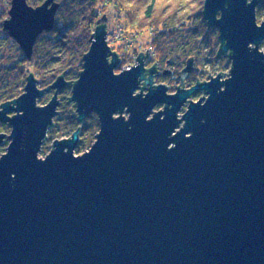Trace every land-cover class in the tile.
Listing matches in <instances>:
<instances>
[{
	"label": "water",
	"instance_id": "95a60500",
	"mask_svg": "<svg viewBox=\"0 0 264 264\" xmlns=\"http://www.w3.org/2000/svg\"><path fill=\"white\" fill-rule=\"evenodd\" d=\"M50 2L32 10L15 0L6 22L29 59L39 33L55 24ZM261 2L264 9V0H208L203 13L209 27L219 29L218 55L233 50L232 78L223 82V92L217 77L168 93L175 96L163 83L146 98L132 96L137 76L147 71L143 57L138 69L112 74L119 62H106L103 14L69 98L79 122L93 110L102 118L97 143L77 154L82 157L72 155L78 127L71 137L54 140L57 150L46 162L36 159L67 81L61 75L40 89L28 76L25 91L0 109V120L14 126V142L0 160V264H264V55L248 48L264 39V15L257 19ZM192 67L191 58L183 76ZM50 89L56 90L52 98L37 108L35 99ZM203 90L211 95L201 106L205 94L191 97ZM189 95L194 103L187 125L171 137ZM164 102L173 105L166 118L158 113L146 121ZM125 105L131 119H113ZM20 110L24 114L16 116ZM172 142L177 147L169 150Z\"/></svg>",
	"mask_w": 264,
	"mask_h": 264
},
{
	"label": "trees",
	"instance_id": "16d2710c",
	"mask_svg": "<svg viewBox=\"0 0 264 264\" xmlns=\"http://www.w3.org/2000/svg\"><path fill=\"white\" fill-rule=\"evenodd\" d=\"M43 1L44 0H37L36 5L41 4ZM143 3L144 5L139 9V11H142L141 14L137 12L141 15V18L137 20L135 17V19L132 20L129 31H131L132 28L142 29L145 26H150L153 12L157 4L165 5L161 10L162 14H167V17L172 18L169 20V27L161 31V37L165 40L170 39L172 42L161 56L163 61H175V58L180 56V52L186 56L184 57V60H186L189 56L193 55L191 53H193L194 48L199 49L200 45L205 42L210 45V53H213L216 59L227 61L224 54L218 55L220 48V32L217 27H209L206 24L207 20L204 17L203 4L200 0H143ZM173 4L183 5V7L178 10L181 17L179 21L175 19L177 9L172 8ZM257 9L263 10L262 2ZM59 14L66 25H58L55 22L50 30L59 29V32L42 33L38 37L31 61L21 57L18 60V62H21L20 64H11L7 66L9 67V71L1 70L2 74L12 73V76H10L11 87L3 92L7 93V97L3 100L14 97L12 92H10L12 90L16 89V93H21L23 91L19 90V88L24 85L28 70H32V72L35 73L42 87L48 86L62 74H64L67 80H72V83L78 79L79 72L83 68L84 54L90 48L92 34L94 33L98 19L101 17V13H98L91 4L86 2V0H71L70 5H66L64 8L59 9ZM183 17L188 18L187 22L189 27L180 30L176 27V24L181 23ZM178 38H180V42H176ZM179 47V52H177L176 49ZM178 59L180 60L181 58ZM178 59L176 61H178ZM228 62L231 63L229 56ZM70 91L71 85L69 84L60 92V97L64 101L62 104H65ZM68 118H70V116ZM96 123L93 117L86 118L82 123H79L74 118L72 121H69L67 126L65 124V127L72 126V130H70L72 132L76 128L82 127L84 132L87 131V133H90ZM57 124L58 123H55L49 128L50 133L53 132L54 129L59 128V124Z\"/></svg>",
	"mask_w": 264,
	"mask_h": 264
},
{
	"label": "clouds",
	"instance_id": "9594fccd",
	"mask_svg": "<svg viewBox=\"0 0 264 264\" xmlns=\"http://www.w3.org/2000/svg\"><path fill=\"white\" fill-rule=\"evenodd\" d=\"M37 0H24V3L26 6L32 10H38L36 5ZM87 3L91 4L94 9L98 11V13H103L106 15L107 19L106 21H103L102 24L104 30V44L106 45L107 52H106V62L109 66H112L116 64L118 61V66L112 67V74L116 77L121 76V74L127 72H131L133 69H138L141 66V61L139 58L143 57L145 59V62H147L148 57H152L155 59L157 65L159 66L161 62V56L164 53V51L171 45V40H165L161 37V31L162 29H165L169 27V20L172 19L171 17H167V14H162L161 10L165 7V5L157 4L155 6V11L153 12L152 16V22L150 23V26H145L144 28H132L131 31H129V27L132 24V20L135 19L137 11L141 8V4L137 2V0H86ZM200 2L204 5V10L206 8L208 0H200ZM54 6H56V10L53 15L54 21L58 25H66L63 18L59 14V9L64 8L66 5L71 4V0H51V2ZM247 5H251V0H246ZM52 6L51 8L47 7L46 10H52L54 8ZM228 5H226L227 7ZM15 7V0H0V32H2L6 28V22L10 23L13 19V9ZM183 5H177L173 4L172 8L177 9V15L175 16L176 20H181V17L179 15V8H182ZM10 13V15H9ZM222 14L223 11H218L217 13V19L218 16ZM188 18L183 17L182 22L176 24V27L180 30L187 29L189 27V24L187 22ZM206 23V22H205ZM208 25V23H206ZM209 26V25H208ZM100 28V29H101ZM10 30L7 29V33ZM59 32V29L56 30H44L39 33L38 37L42 33H55ZM6 33V34H7ZM13 36V35H12ZM14 37V36H13ZM15 38V37H14ZM38 39V38H37ZM36 39V40H37ZM99 39V33L98 35L93 39V43L96 44ZM15 42L19 45L22 52H24V49L22 47V44L19 40L15 38ZM227 43V41H226ZM110 46H113L115 50H118V58L113 59L112 58V51L110 50ZM248 48L253 51H257L259 54L264 55V39L257 41H251L248 44ZM233 53L232 49L228 50V56H231ZM228 56H225L227 58V66L226 71L223 72V74L217 75L216 73H211V80L216 79L217 77H220L222 83L227 82L232 78V71L234 68V61L232 63L228 62ZM137 80L139 83V86L132 92V96H142L143 98H146L152 89L157 88L156 84L151 82L149 84V79L146 78V74L143 68V72L137 76ZM209 82V83H210ZM227 88V84L223 83V86L218 89V92H223ZM205 95L204 99L202 100L203 104H206L208 99L210 98V93L207 90H203ZM168 96H175V95H169L168 91L166 93ZM194 102L190 101V95L186 98L185 102L182 104L180 109L176 113V118L179 121L178 126L175 127V129L171 132V137L177 136L178 133H180L187 125V120H185L186 114L190 111V107ZM35 106L37 108H44L42 107L38 101L37 98L35 99ZM14 108L17 107V105L13 106ZM173 105L164 102L155 105L151 113L147 115L146 121L151 122L158 113H165L164 115L160 116L161 120H164L166 118V109L172 108ZM18 115H23V110H20ZM15 116V117H16ZM132 113L129 111V106L125 105L123 108V111H116L112 114L113 119H119L123 118L125 122H128L131 119ZM54 117V116H53ZM52 117V120H53ZM89 117H93L95 121L99 124V128L101 129L98 134L97 138L93 141L92 146L90 147L89 152H91L93 146L97 143L98 135L102 132V124H101V115L99 112L93 110L91 112V115ZM87 117V119L89 118ZM5 123V122H4ZM10 124V123H5ZM11 125V124H10ZM14 129V126L11 125ZM49 128L50 125L46 128L45 134L42 137V141L39 145V149L36 152V159L41 162H46L48 158L52 155L53 152L57 150V142H53L51 145H49ZM13 132L9 136H3L4 141L7 140L9 147L6 150H0V160H3L5 156L9 154L10 146L13 144V139L10 137H13ZM193 135L192 132H187L186 137H191ZM72 139L66 140L71 141ZM5 143V142H4ZM2 143V144H4ZM0 144V145H2ZM168 149L172 150L177 147L175 142L168 144ZM76 148L72 149V155L73 157H82L83 155H76ZM65 153L69 151L68 147H65L63 149ZM16 174L12 173V177L15 178Z\"/></svg>",
	"mask_w": 264,
	"mask_h": 264
},
{
	"label": "rangeland",
	"instance_id": "374dc122",
	"mask_svg": "<svg viewBox=\"0 0 264 264\" xmlns=\"http://www.w3.org/2000/svg\"><path fill=\"white\" fill-rule=\"evenodd\" d=\"M138 3L142 5H144L143 0H137ZM144 8V7H143ZM204 8V5H203ZM141 14L142 11H137ZM139 13H136V18L137 20H139V18H141V15ZM264 15V9L263 10H259L257 9V19L260 22L263 18ZM103 13H101V17L102 18ZM140 16V17H139ZM130 30V28H129ZM95 31V30H94ZM0 36H2V33L0 32ZM176 41V40H175ZM176 42H180V38H178V40ZM6 42H1L0 41V71L6 70L9 71L7 66L11 65V64H15V62L18 60V58L22 55V53L19 50H15L11 47L8 46V44L6 45ZM183 45V44H182ZM111 50L118 52V50H115L113 46H110ZM179 49H176L177 52H179ZM211 47L210 45L205 42L203 44L200 45V48H194L193 50V54L194 56H196L197 61L196 63H198L201 67H202V79H209L211 77V73H216L218 74L219 71H226V66H227V61L222 60V59H216V56L212 53H210ZM181 51V50H180ZM180 56L175 58V60H177L178 58H181V61H185L184 57H186L184 54H182V52L179 53ZM179 60V59H178ZM33 69V68H32ZM1 73V72H0ZM163 83H166L167 85L169 84V81H166L164 79L161 80ZM11 82H10V77L9 75H7V73H5V76L2 77V79H0V102L4 101L3 99H5L7 97V93H3L6 89L10 88L11 86ZM25 85V83H24ZM23 85V86H24ZM23 86L19 88V90H23ZM54 89H51V91L45 93L39 100L38 103L40 104H45L49 101V99L52 96V91ZM68 91V90H66ZM12 92V94L15 96L16 94H20V92L16 93V89L10 91ZM71 93V92H70ZM63 94V93H62ZM204 93L202 91L194 94L191 99L192 100H198L200 98L201 95H203ZM70 95V94H69ZM62 110L64 111L63 113L60 114V116H62L57 122H58V127L53 130V132H49L48 136H49V145H51L54 140L57 139H61V138H67L70 136L71 132L70 130H72V126L70 127H65V119L63 118V116H65L67 109L66 108H62ZM58 119V118H57ZM98 123H96L94 125V127L92 128L90 133H87V131H85L82 135H81V141L79 143V145L77 146L76 149V155L77 154H82L83 152H85V149L88 150L91 146V144L93 143V141L96 139V133L99 131V126H97ZM77 129V128H76ZM75 129V130H76ZM74 130V131H75ZM0 131L2 132H6L7 134H10L11 132V128L6 125V124H0ZM8 146V142H5L4 144L0 145V150H6ZM80 147V148H79Z\"/></svg>",
	"mask_w": 264,
	"mask_h": 264
},
{
	"label": "flooded vegetation",
	"instance_id": "af4514ba",
	"mask_svg": "<svg viewBox=\"0 0 264 264\" xmlns=\"http://www.w3.org/2000/svg\"><path fill=\"white\" fill-rule=\"evenodd\" d=\"M38 5H40V4H38ZM38 5H35V6H38ZM10 15V14H9ZM2 36H0V41L1 42H6L7 44H8V46L9 47H11V48H13V49H15V50H19L21 53H22V55L18 58V60L22 57V58H25V59H27L28 61H31L32 60V58H33V55H34V48H33V54H32V58L31 59H29L28 57H27V55H26V53L25 52H22L21 51V49H20V47H19V45L15 42V38L14 37H12L11 35H10V33L8 32L7 33V29H4L2 32ZM7 33V34H6ZM37 41V40H36ZM6 44V45H7ZM35 44H36V42H35ZM34 47H35V45H34ZM113 51V50H112ZM113 52H116V51H113ZM117 53V55H118V52H116ZM223 54V53H222ZM221 55V54H220ZM226 56V55H225ZM193 59V67H192V69L190 70V71H188L187 72V75L186 76H183V70H184V68L186 67V65H187V62L189 61V59ZM18 60L15 62V64L14 65H16V64H20L21 62H18ZM144 61H145V59H144ZM196 62H198L197 61V58H196V56H194V55H191V56H189L185 61H181V60H178V61H171V60H165V61H163L162 59H161V62H160V64H159V66L157 65V63H156V61H155V59L154 58H152V57H148L147 58V62H145V68L147 69V71L145 72L146 73V75L147 76H149V74H150V70H152V74H153V78H154V83L155 84H161V83H163L162 81H160V79L161 80H163L164 81V79L166 80V81H169V84L167 85L166 83H163V84H165L167 87H168V93H175L176 91H177V89L180 87V88H189V87H191L192 85H194V84H196V83H201V82H203V81H206V80H209V79H202L201 77H202V74H203V72H202V67L198 64V63H196ZM20 66V65H19ZM118 66V65H117ZM2 71H3V69H2ZM1 72V71H0ZM30 74H33L34 75V77L36 78V80H37V85H38V87L41 89V88H46V87H42L41 86V84H40V82H39V79L37 78V76L35 75V73L34 72H32V70H28V72H27V74H26V77H25V85H24V87H23V91L20 93V94H18V95H16V96H14V97H11V98H8L7 100H4V101H2V102H0V109L2 108V104L4 103V102H6V101H10V100H13V99H15V98H17L18 96H20L24 91H25V86H26V84H27V81H28V76L30 75ZM7 75H9V77L10 76H12V73H8ZM63 76H64V74H62ZM3 76H5V73H0V79H2V77ZM65 78V77H64ZM57 79V78H56ZM65 80L67 81V84L65 85V86H67V85H71V93H70V95H69V97H68V99L65 101V104H62L64 101L61 99V95H60V92L63 90V88L65 87H62L59 91H58V98H59V105H58V113H57V115L54 117V121H55V119H56V121L54 122V124L55 123H58L57 121L62 117V116H60V114L61 113H63L64 111L62 110V108H66L67 109V112H66V114H65V116H63V118L65 119V124H66V126L68 125V123H69V121H72V119H76L77 121H78V113H75V111H76V105H75V103H74V101H69V98H70V96L72 95V88H73V84H74V82L72 83V80L70 81V80H67L66 78H65ZM23 81H24V79H23ZM55 81V80H54ZM53 83V82H52ZM51 83V84H52ZM50 85V84H49ZM48 85V86H49ZM9 89V88H8ZM6 91V90H5ZM49 91H51V89L50 90H48V91H45V93H47V92H49ZM53 93H52V96L54 95V93L56 92V90L54 89L53 91H52ZM200 92V91H199ZM203 92V91H202ZM44 93V94H45ZM204 93V92H203ZM43 94V95H44ZM205 94V93H204ZM52 96H51V98H52ZM41 98V97H40ZM40 98H38V100L40 99ZM50 98V99H51ZM49 99V100H50ZM40 104V103H39ZM14 112H10L9 114L10 115H12ZM91 114V113H90ZM89 114V115H90ZM88 115V116H89ZM70 116V118H68ZM87 116V117H88ZM58 118V120H57V118ZM86 117V118H87ZM85 118V119H86ZM84 119V120H85ZM83 120V121H84ZM82 121V122H83ZM79 122V121H78ZM82 122H79V123H82ZM5 123H7V122H5ZM3 121H1L0 120V124H5ZM53 124V125H54ZM6 125H8L10 128H11V125L10 124H6ZM52 125V126H53ZM58 125V124H57ZM99 125V124H98ZM74 132V131H73ZM73 132L70 134V137L72 136V134H73ZM0 133H5L6 134V136H9V134H7L6 132H2V131H0ZM84 133V131H83V129H82V127H81V130H80V134H79V143H80V141H81V135ZM4 142H7V140L6 141H4L3 140V142L2 143H4Z\"/></svg>",
	"mask_w": 264,
	"mask_h": 264
}]
</instances>
